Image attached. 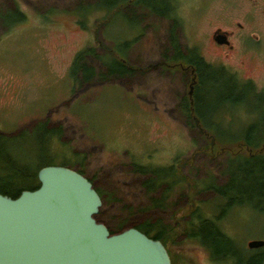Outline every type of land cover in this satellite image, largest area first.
I'll use <instances>...</instances> for the list:
<instances>
[{"label":"rangeland","instance_id":"1","mask_svg":"<svg viewBox=\"0 0 264 264\" xmlns=\"http://www.w3.org/2000/svg\"><path fill=\"white\" fill-rule=\"evenodd\" d=\"M12 2L21 12H11ZM104 2L0 0V131L16 136L10 145L13 158L18 165L66 160L83 169L103 193L97 218L110 227L150 220L171 230L172 215L184 208L218 218L225 200L205 185L223 181L228 156L237 149L225 139L212 145V132L206 136L195 118L197 125L187 121L180 102L183 96L190 100L189 68L165 62L164 54L172 55L174 27L172 34L185 48L196 47L211 63L264 89V0H167L170 15L137 4L122 5L121 12L96 8ZM219 26L241 29L232 49L213 39ZM88 47L98 51L87 60L97 71L82 81V73L72 77L71 65ZM100 55L112 65L115 57L123 58L136 71L116 79ZM252 101L246 109L263 108ZM233 109L215 118L223 124L232 121L236 129L256 116L243 105ZM3 159L0 169L10 167ZM133 164L170 167L187 177L168 192L159 187L155 194L166 195L165 204L156 206L143 185L145 175L134 171ZM5 174L2 169L0 177ZM254 203H236L223 219L226 225L214 223L234 236L242 256L250 254V239L264 238V210ZM180 243L187 264L192 259L213 264L201 240ZM259 252L264 253V245Z\"/></svg>","mask_w":264,"mask_h":264},{"label":"trees","instance_id":"2","mask_svg":"<svg viewBox=\"0 0 264 264\" xmlns=\"http://www.w3.org/2000/svg\"><path fill=\"white\" fill-rule=\"evenodd\" d=\"M107 1L105 0L103 4L98 5L96 8L111 9L117 7L120 9L119 12H121L120 6L137 4L145 6L151 12L160 15H170L172 8L167 4V0H116L113 4ZM165 1L166 5H163L164 3L162 2ZM160 7L164 8V10L161 11ZM174 20L175 22L177 21L176 19ZM174 29L173 27L172 31ZM172 31L170 34L172 38L170 49L173 50V53L172 55L164 54L165 62L171 59V61L192 66L196 75L190 100L186 96H183L181 99L180 107L183 114L189 123L194 124L195 118L198 126L201 127L200 129L206 136L208 132H212L210 133L212 145H214L216 139H225L229 143L227 145L229 148L233 146V148L237 149L228 156V166L224 170L225 177L223 181L219 180L221 183L217 182V180L211 181L205 185V188L213 190L219 196L223 195L230 202H244L255 199L253 202H255L256 207H264L261 203V200L264 199V89L259 90L252 79H241L235 72L223 64L216 65L211 63L196 47L185 48L179 38H175ZM94 52H96L95 47H88L76 54L71 65L72 77L78 78L82 73V81L91 79V76L95 74L97 69L94 65L87 64V60L90 55L95 54ZM100 57L102 58L103 56L100 55ZM114 59L116 60L115 66L109 63L110 59L104 60V57L102 58L104 64H108L107 72L109 74L116 73V79L135 73V67L128 64L125 59L120 57H115ZM252 100L260 102L263 108L246 109L248 103H253ZM241 105L245 107L247 112L256 114L245 126L233 129L232 121L229 120V124H223V121L221 122L217 120V117L215 118L220 112L226 114L235 112L233 107ZM231 106L232 108H230ZM59 133H61L60 127ZM15 137L14 134L0 131V156L10 166L0 169V171L3 169L6 172L5 175L0 177L2 180L1 184L5 186V189L0 187V191L3 193L7 191L8 193L6 194L13 197L18 196L25 188L34 189L38 187L40 185L38 177L39 169L46 164L56 163L54 159H41L39 163L37 162L33 165L29 163L18 165L10 150V145ZM68 163L66 160L60 162V164L65 165ZM78 170L84 173L83 169L78 168ZM133 170L145 175L143 185L147 193L151 194L149 197L151 203L156 206H164L165 204L164 197L166 195L158 198L155 194L159 187L163 186L164 191L168 192L178 181L185 180L187 177L184 173L180 175L176 174V171H171L172 168L170 167L133 164ZM9 172L12 173L8 174ZM214 178H216L215 175ZM198 188H200V184H198ZM97 189L103 198L101 189L98 187ZM208 221L210 222L208 223ZM128 226H136L147 234L160 238L164 244L166 243V239L163 236L167 231L165 230L167 228L166 223L146 220L135 225L125 224L120 227L109 226V228L112 232H116ZM190 233L206 245L209 244L208 241L215 242L219 236L222 237L223 235L218 230V226H215L211 220H207L199 228L192 229ZM215 243L211 245L214 246Z\"/></svg>","mask_w":264,"mask_h":264},{"label":"water","instance_id":"3","mask_svg":"<svg viewBox=\"0 0 264 264\" xmlns=\"http://www.w3.org/2000/svg\"><path fill=\"white\" fill-rule=\"evenodd\" d=\"M38 177L16 197L0 191V264H172L160 238L136 226L112 232L97 218L103 198L85 173L49 163Z\"/></svg>","mask_w":264,"mask_h":264},{"label":"flooded vegetation","instance_id":"4","mask_svg":"<svg viewBox=\"0 0 264 264\" xmlns=\"http://www.w3.org/2000/svg\"><path fill=\"white\" fill-rule=\"evenodd\" d=\"M9 6L12 9L11 12H16V13L21 12L18 9V6L15 2L9 3ZM237 25L240 27H244V24L241 21H238ZM240 30L241 29H239V28L237 30L235 28H223V27L219 26L213 30V33H212L213 39L218 43L217 45L229 47L230 49H232L235 46L233 37L235 35L239 34ZM214 35H223L224 41L218 42L215 39ZM240 35H244V33H241ZM243 41L245 42L244 45L247 48L248 43H247L245 37H244ZM172 53H173V50H172ZM178 63H180V62H175V64H178ZM180 64H181V66L184 65L183 63H180ZM187 67L189 68V70H187V72L190 71V74H191L190 89H189V95L191 97L192 93H193V89H194V82L196 79V75L194 72L195 70L192 66L187 65ZM192 87H193V89L191 92L190 90ZM67 165L72 166L70 163H68ZM72 167L78 169L75 166H72ZM94 185H95V183H94ZM0 187L2 189H5V186L1 183H0ZM5 192L8 193L7 191H5ZM221 197L224 198L223 200H225V202H224L225 207H223L221 209L220 213L217 215L218 218H216V217L215 218L205 217V216H202V214H200V213L196 214L195 210L191 209V208H184L181 210L179 209V211L177 210L178 213L174 212V214L172 215V216H174V219L172 218L173 227H171V230H167L163 235L166 239L165 244H166V247L168 248V251L170 253V256L172 259V264H187V258H186L187 251L182 249V245L180 242H185V241L187 242V241H190L191 239L195 238L190 233L192 229L201 227L202 225H204L207 222V220H211L214 223H215V221L217 222V221L221 220L223 222V224L226 225V223L224 222L223 219H225V217L227 216L226 213H228V209H230L231 206H233L236 203L253 202L252 200L251 201L246 200L244 202H238V201L230 202L223 195H221ZM254 205H255V203H254ZM259 209L264 210V207H261ZM201 217H203V219ZM209 222L210 221H208V223ZM221 224H220V227H218V230L221 232V234H223L222 237L219 236L218 239L215 241L216 243L214 241L213 242L208 241V243L210 245L209 244L206 245L205 243L200 245L201 247H204V249L206 250V251L204 250L203 252H205V254L208 256L211 263H213V264H263L264 263V253L259 252V248H261L264 244L261 246H250L249 242L252 240V239H250L248 241V245L250 247L248 250H249L250 254H248L247 256H242L238 253V250L236 248V239L234 238L233 235H231L226 230L221 228V227H224ZM209 226H213V225H209ZM254 239H264V238H254ZM213 243H215L214 246L211 245ZM197 245H199V244H197ZM211 248H212V250H211ZM212 251H213V253H212ZM192 260H193V262H191L192 264H205V263H200V262H198V260H195V259H192Z\"/></svg>","mask_w":264,"mask_h":264}]
</instances>
